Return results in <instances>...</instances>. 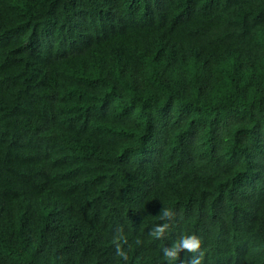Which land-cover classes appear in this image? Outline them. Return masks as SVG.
Masks as SVG:
<instances>
[{
  "label": "trees",
  "instance_id": "obj_1",
  "mask_svg": "<svg viewBox=\"0 0 264 264\" xmlns=\"http://www.w3.org/2000/svg\"><path fill=\"white\" fill-rule=\"evenodd\" d=\"M121 227L264 264V0H0V264H124Z\"/></svg>",
  "mask_w": 264,
  "mask_h": 264
},
{
  "label": "clouds",
  "instance_id": "obj_2",
  "mask_svg": "<svg viewBox=\"0 0 264 264\" xmlns=\"http://www.w3.org/2000/svg\"><path fill=\"white\" fill-rule=\"evenodd\" d=\"M159 218L163 223L157 224L152 228L150 236L154 240H163L166 234L169 233L172 224L171 222L175 218V212L172 208H163L159 215ZM112 243L115 245V254L119 260L127 264L130 259L128 250L125 249V245L128 244V237L124 234L123 228H118L116 234L113 236ZM142 241L136 239L135 244L140 245ZM202 249V239L195 234L181 235L175 242L171 244V247H164L163 260L166 264H176L181 257V252L191 254L189 264H203L204 253Z\"/></svg>",
  "mask_w": 264,
  "mask_h": 264
}]
</instances>
